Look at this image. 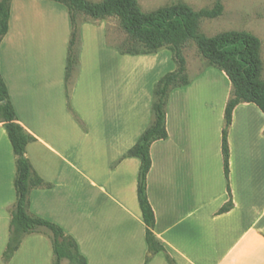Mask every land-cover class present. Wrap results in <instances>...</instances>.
<instances>
[{"label":"crops","instance_id":"1","mask_svg":"<svg viewBox=\"0 0 264 264\" xmlns=\"http://www.w3.org/2000/svg\"><path fill=\"white\" fill-rule=\"evenodd\" d=\"M41 5L58 19L45 43L37 36L33 41L19 26L21 8ZM70 30L62 4L10 2L8 30L0 42V75L17 122L35 139L26 146L25 157L51 186L30 192L28 212L71 236L86 264H169L167 257L173 264H264L263 113L253 104L234 108L227 135V182L221 152L231 91L227 76L205 65L188 84L169 90L164 107L167 136L151 144L146 178L155 217L152 233L164 251L150 255L136 195L140 161L125 154L151 122L155 83L174 71L175 63L166 49L120 54L106 43L104 20L82 22L78 67L67 101ZM119 63L125 69L119 71ZM139 65L143 68L136 72ZM3 130L1 254L15 202L14 155ZM227 184L233 207L218 214L229 200ZM52 258L48 237L33 233L8 264H50Z\"/></svg>","mask_w":264,"mask_h":264},{"label":"trees","instance_id":"2","mask_svg":"<svg viewBox=\"0 0 264 264\" xmlns=\"http://www.w3.org/2000/svg\"><path fill=\"white\" fill-rule=\"evenodd\" d=\"M64 5L69 14L71 25L67 48L65 95L69 101L71 79L78 67L79 25L83 15L92 21L116 18L120 28L134 45L132 50L120 54L145 55L166 49L171 53L175 70L164 74L154 85L151 104V122L141 133L136 143L127 151L125 157H135L140 161L136 195L143 222L146 226L145 241L150 255L164 251L155 240L152 229L155 217L146 193V178L151 167L149 148L151 144L166 138L165 102L173 86L186 85L189 76L186 73V60L183 48L192 41L205 65L221 69L230 84V96L224 112V126L221 132V152L223 173L226 181L229 178V149L227 142L228 129L231 125L234 108L242 103L255 105L264 115V80L261 79L262 59L261 42L247 32H224L207 37L199 31L202 19H215L222 13V5L217 2L211 9L193 11L183 3L159 8L144 13L136 0H102L90 3L87 0H50ZM11 0H0V42L8 30L9 7ZM0 124L3 126L15 158V177L13 187L15 202L9 210V236L1 259L7 264L22 240L33 233L48 236L53 255V264H86L79 254L74 239L62 229L42 218L28 212L29 194L38 188H50L34 172L29 160L25 157L26 146L35 139L17 122L16 113L9 100L5 83L0 75ZM229 200L219 209L218 214L228 212L233 207L230 189L227 184ZM168 258L169 264L173 261Z\"/></svg>","mask_w":264,"mask_h":264},{"label":"rangeland","instance_id":"3","mask_svg":"<svg viewBox=\"0 0 264 264\" xmlns=\"http://www.w3.org/2000/svg\"><path fill=\"white\" fill-rule=\"evenodd\" d=\"M87 1L90 3H96L102 0H87ZM136 1L140 10L144 13L152 12L163 7H169L177 3H183L189 6L193 11L198 12L203 9H211L215 6L217 2H220L223 7L221 15L211 20L202 19L199 24V31L207 37H213L220 33L230 32V31L247 32L257 37L261 42L260 53L263 64L261 71V79L264 80V0H136ZM78 20H84L82 22H88V21L97 22V21H92L83 15H79ZM19 21H20L19 23L20 28L22 30L26 29V33L30 39L33 38L34 41V38L37 36V38L39 37V39H41V43H45L47 41L48 31L56 26L58 19L57 16L52 14L50 11L46 12L44 6L41 5L40 7L32 6V9L30 7L21 8ZM104 22H105V31H106V43L108 46H111L113 48H120L123 51L133 49L134 45L132 44V42H130L125 32L120 28L119 22L116 18L114 17L107 18L104 20ZM29 28L36 29V31L39 32L37 33L33 32ZM31 35L32 37H30ZM26 41L29 42V40ZM183 55L186 60V73L189 76V78L205 67V62L199 55L198 50L192 41H188L185 44L183 48ZM161 57H165V56L162 55ZM162 61H163L162 67L165 68L167 66V63L163 59ZM134 64L137 65V61L134 62ZM124 67L121 66V63H119L118 66L119 71L125 69ZM142 68L143 66L141 65L136 66L135 68L136 72H140ZM126 69L130 70V67L128 66L126 67ZM74 74L75 72L73 73L71 82H73ZM2 130H0V159L5 156V146L3 147V140L1 142ZM3 133L5 135L4 141H8L6 132H4V130ZM10 157H13L12 152L10 154ZM12 159L15 162V158L13 157ZM14 177L15 174L13 176V181H14ZM13 191H14V187H13ZM14 196H15V191H14ZM37 261H39V259ZM67 263H68L67 261L62 262V264H67ZM0 264H5L2 261L1 256H0ZM50 264H53V260H51Z\"/></svg>","mask_w":264,"mask_h":264}]
</instances>
